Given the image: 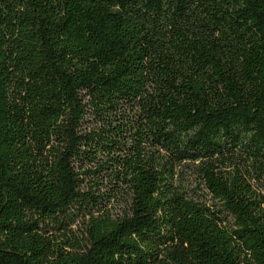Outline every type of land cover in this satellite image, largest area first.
<instances>
[{
	"label": "trees",
	"instance_id": "1",
	"mask_svg": "<svg viewBox=\"0 0 264 264\" xmlns=\"http://www.w3.org/2000/svg\"><path fill=\"white\" fill-rule=\"evenodd\" d=\"M263 189L264 0H0V264H264Z\"/></svg>",
	"mask_w": 264,
	"mask_h": 264
},
{
	"label": "rangeland",
	"instance_id": "2",
	"mask_svg": "<svg viewBox=\"0 0 264 264\" xmlns=\"http://www.w3.org/2000/svg\"><path fill=\"white\" fill-rule=\"evenodd\" d=\"M189 183H191L193 186L195 182L192 180V181H189ZM262 193H264V189L262 190Z\"/></svg>",
	"mask_w": 264,
	"mask_h": 264
}]
</instances>
